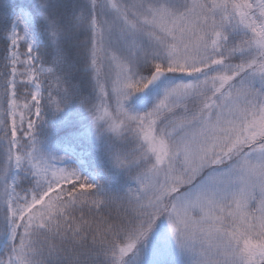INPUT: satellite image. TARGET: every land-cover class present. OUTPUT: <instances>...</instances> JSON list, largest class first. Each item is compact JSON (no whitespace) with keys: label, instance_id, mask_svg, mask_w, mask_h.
<instances>
[{"label":"snow or ice","instance_id":"6c2138e0","mask_svg":"<svg viewBox=\"0 0 264 264\" xmlns=\"http://www.w3.org/2000/svg\"><path fill=\"white\" fill-rule=\"evenodd\" d=\"M0 264H264V0H0Z\"/></svg>","mask_w":264,"mask_h":264}]
</instances>
